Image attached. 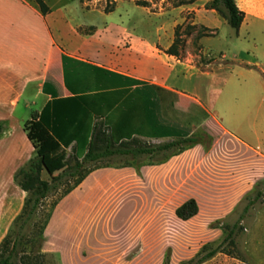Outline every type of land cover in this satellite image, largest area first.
Masks as SVG:
<instances>
[{"label": "crops", "instance_id": "crops-1", "mask_svg": "<svg viewBox=\"0 0 264 264\" xmlns=\"http://www.w3.org/2000/svg\"><path fill=\"white\" fill-rule=\"evenodd\" d=\"M207 2L197 0L180 9L193 11L194 23L217 28L219 22L226 20L208 9ZM236 2L245 17L231 39L240 48L231 63L209 69L206 67L209 62L198 63L191 57L180 59L166 53L172 41L163 43L155 36L145 38L147 42L136 50L131 48L144 38H132L126 48L117 46L113 56L91 49L93 39L87 36L72 33L79 40L70 43L59 33L62 18L57 21L53 9L45 14L28 0H0V120L8 124L0 135V243L22 211L27 195L14 178L17 170L35 155L24 125L43 111L53 126L60 99L68 96L85 98L86 106L96 104L99 117L87 107L86 113L88 110L90 121L99 122L106 133L149 142L179 139L143 136L156 132L157 95L161 96L163 117L185 127L190 124L189 113L182 119L186 112L183 104L190 99L198 109L197 120L192 123L204 128L213 142L208 146L198 142L159 163L110 165L93 170L56 205L46 227L48 236L52 226L55 247L45 250L61 254L65 238L87 232L100 206L120 187L132 190L123 199L130 198L134 206L135 189H139L142 175L148 174L155 180L158 172L162 174L171 196L190 185L194 190L202 182L211 185L212 194L205 204H201L197 194H190L177 204L175 211L194 198L198 214L206 209L215 215H225L227 194H235L238 200L250 192L253 183L248 174L254 165H261L257 152L264 150V107L261 105L255 113L246 112L253 91L264 96V0ZM213 38L205 36L199 40L208 49L205 52L213 53L212 46H206ZM158 43L163 48H158ZM220 53L227 57L225 52ZM37 101L40 108L30 113L31 104ZM142 103L148 107L146 122L141 115ZM20 104L23 111L18 112ZM173 110L180 111L181 119L172 117ZM231 151L236 156L234 165L224 156ZM194 155L197 159L190 160ZM252 157L255 164L247 162ZM205 163L212 164L215 170L212 173L200 170ZM194 164L195 169L187 175ZM230 166L236 168L234 174L229 171ZM127 206L130 204L117 207L115 216Z\"/></svg>", "mask_w": 264, "mask_h": 264}, {"label": "rangeland", "instance_id": "rangeland-1", "mask_svg": "<svg viewBox=\"0 0 264 264\" xmlns=\"http://www.w3.org/2000/svg\"><path fill=\"white\" fill-rule=\"evenodd\" d=\"M31 4L39 5L36 0H28ZM55 12V18L60 21L59 33L65 41L77 43L79 38L74 34L93 39L91 49L116 55L117 46L126 48V43L132 38H144L140 44L131 48L136 50L147 42L151 36L158 37L163 43L174 41L176 27L180 24V53L178 58L191 57L195 62L210 64L209 69L220 64L232 62V56L239 48L236 40L231 39L237 33L227 22H219L218 34L206 42L212 46V52L200 44L196 38V29H187V24L195 21V14L191 10H181L174 0H43ZM197 1V0H195ZM205 1V0H203ZM210 2L206 3V5ZM186 5V4H185ZM182 6V5H181ZM46 14V13H45ZM216 24V23H213ZM245 33V30H243ZM92 37V38H91ZM118 41V42H117ZM122 46V47H121ZM128 46H130L128 44ZM158 48H163L158 43ZM225 52L227 57L222 53ZM264 93V91H263ZM262 92L253 91L252 99L246 109L248 114L260 111L264 107ZM178 100V98H177ZM40 101L31 104L30 113L40 108ZM183 121L186 113L196 116L198 109L192 100L188 99L183 104ZM23 111L22 104L18 112ZM172 117L181 119L180 111L173 110ZM189 124L194 133V143H185L184 148L193 147L201 142L206 146L212 144L213 138L206 134L204 128ZM105 140L97 142L100 149L105 147ZM166 142H152L138 139L125 141L123 145H113V148L129 149L138 147H156ZM180 146L167 151L154 154L134 156L132 153L107 155L98 161L89 163L87 167L101 165L142 164L146 162H162L168 155L179 151ZM261 165H254L249 180L253 183L250 192L241 199H236L235 194H227V214L215 215L212 210L202 209L201 212L189 220L177 217L175 207L190 194H197L201 204H205L211 185L202 182L196 187L174 192L171 196L166 190L162 174L157 173L155 180L148 174L142 175L139 189L135 191V205L132 206L127 193L129 187H120L104 201L92 218V227L89 230L78 232L76 236L62 242L61 254L52 250L54 248L53 234L50 226L46 236L41 233L48 215L54 210V203L72 187L79 175L67 179L58 190L43 204L35 217V224L27 230L25 248L28 251L26 260L32 264H163L167 259L170 264H182L195 257L199 252L205 254L218 247L219 251L201 264H264V150L257 152ZM256 153L253 154L255 157ZM225 158L230 159L234 165L235 152H226ZM247 160L255 164V158ZM197 155L190 160H196ZM75 164L72 148L65 149L55 160L53 172L43 170L42 177L48 181L65 171L68 166ZM189 169L187 175L192 173ZM200 170L212 173L214 166L206 164ZM233 174L234 166L229 167ZM154 181V182H153ZM230 186L228 185L227 188ZM232 187V186H231ZM131 190V191H129ZM118 217L116 208L126 206ZM131 211V214H130ZM20 258H17L19 261ZM21 263V262H20Z\"/></svg>", "mask_w": 264, "mask_h": 264}, {"label": "trees", "instance_id": "trees-1", "mask_svg": "<svg viewBox=\"0 0 264 264\" xmlns=\"http://www.w3.org/2000/svg\"><path fill=\"white\" fill-rule=\"evenodd\" d=\"M177 6L191 4L195 0H174ZM42 13L49 11L48 6L43 0H36ZM208 9L215 10L221 15L226 22L238 32L245 17V12L242 11L236 0H210L206 5ZM183 24L176 27L175 39L171 46L165 51L174 56H179L180 53V29ZM187 29L197 28V39L205 36H216L218 34L217 28H209L205 25L196 23L187 24ZM85 98L81 96H68L61 98L57 106V113L55 115V122L53 126L46 120L45 114L42 111L40 115H34L30 121L24 125L27 137L32 142L35 155L32 156L22 167L15 173V181L27 193L24 206L20 214L15 218L8 233L0 243V264H32L25 258L28 251L25 248L27 241V228L35 224V217L39 210L43 207L44 202L53 195L60 185L67 179L79 175L74 185L68 188L64 194L54 203V209L58 202L76 188L84 178L93 170L106 167L110 165H101L87 167L89 163L100 160L107 155L113 154H130L139 156L142 154H154L156 152L167 151L173 147L180 146L184 148L185 143H194L192 137V127L182 126L180 122L165 119L162 113L160 104L161 96L157 95V128L152 135H143L153 138L161 137H177L179 139L166 142L156 147H138L131 151L129 149L113 148V145H123L125 141H137L138 139L130 136H122L117 134H108L102 128L99 122L90 121L88 110L93 111L97 117L100 116L97 105H85ZM148 107L142 103L141 115L146 121L148 118ZM90 110V111H91ZM161 118V120H160ZM190 121H196L197 117L190 115ZM93 121V125H90ZM165 125V126H164ZM8 124L5 120H0V135L7 130ZM182 132H177L179 130ZM105 140V147L100 149L97 142ZM71 147L74 153L75 164L68 166V168L54 177L53 180L48 181L42 177L43 170L52 171L56 158L66 149ZM185 149V148H184ZM184 149H180L181 151ZM179 150V151H180ZM131 164V163H130ZM53 211L48 215L41 233L44 232L53 214ZM199 212V206L194 198H190L180 205L175 213L178 218L182 220H189L196 216ZM219 251L218 247L208 251L205 254L200 252L193 258L182 264H201L207 259L213 257ZM20 258V262L17 258ZM163 264H170L169 260H165Z\"/></svg>", "mask_w": 264, "mask_h": 264}]
</instances>
